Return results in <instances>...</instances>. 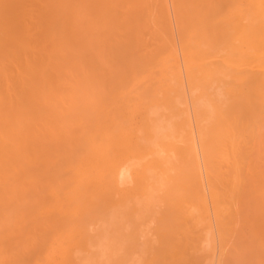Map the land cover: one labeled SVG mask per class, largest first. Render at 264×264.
<instances>
[{
  "label": "bare ground",
  "instance_id": "1",
  "mask_svg": "<svg viewBox=\"0 0 264 264\" xmlns=\"http://www.w3.org/2000/svg\"><path fill=\"white\" fill-rule=\"evenodd\" d=\"M0 264H264V0H0Z\"/></svg>",
  "mask_w": 264,
  "mask_h": 264
}]
</instances>
